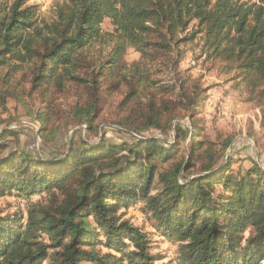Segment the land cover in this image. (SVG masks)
Listing matches in <instances>:
<instances>
[{"label": "trees", "instance_id": "1", "mask_svg": "<svg viewBox=\"0 0 264 264\" xmlns=\"http://www.w3.org/2000/svg\"><path fill=\"white\" fill-rule=\"evenodd\" d=\"M66 1L58 20L42 26L39 5L0 0V70L14 62L8 84L24 71L29 96L42 103L40 139L59 133L61 100L74 92L67 125H85L99 141L72 142L44 159L9 147L18 133L1 129L0 198L26 204L11 215L0 210V264H160L153 233L119 213L139 204L179 246L178 264H264V171L249 158L253 167L237 179L229 174L237 159L215 161L199 126L204 90L180 72V47L195 38L186 32L198 20L207 60L264 100V0L251 8L242 0ZM107 20L113 33L103 31ZM127 48L140 54L129 67ZM123 88L117 124L133 142L116 144L97 122ZM152 129L173 132V141L142 135Z\"/></svg>", "mask_w": 264, "mask_h": 264}, {"label": "rangeland", "instance_id": "2", "mask_svg": "<svg viewBox=\"0 0 264 264\" xmlns=\"http://www.w3.org/2000/svg\"><path fill=\"white\" fill-rule=\"evenodd\" d=\"M5 1L11 5L16 0ZM65 3H67L66 0H28L27 6L39 5L36 21L38 25L44 26L51 25L58 20V9ZM241 3L245 4V7L251 8L258 3V0H242ZM198 24V20L192 21L186 35L197 34L190 42L180 47L183 51L180 72L191 86L201 87L204 90V101L199 115V126L204 129L202 133L209 142L215 144L212 153H216L215 161L218 164L222 161L225 163L230 157L239 161L233 165L229 173L237 179H240L242 177L240 175L244 176L246 171L253 167V162L249 158L254 160L264 171V100L257 101L255 97H251L244 85L238 84L237 80H234V74L226 75L219 64L207 60L204 53L205 36L204 33H198L200 29ZM102 28L104 32L113 33L114 30L109 20L104 22ZM91 53L99 55L100 46H96ZM139 59L140 54L135 49L127 48L124 62L128 67ZM13 63L12 60H8L7 66L0 70V131L7 127L18 133L17 136L7 138L9 147L46 159L52 155L62 156L72 142L80 144L81 140H85L91 144L98 143L99 134L97 131L90 132L85 125L75 127L67 125L75 118L78 99L74 92L67 94L61 100L58 117L61 126L59 133L50 141L40 139L38 133L40 122L37 120V115L42 111V103L38 97L29 96V83L26 82L28 80L23 74L24 71L9 80V84L7 83L6 73ZM22 76V85L16 86V81ZM163 76L161 75V78ZM125 93L126 90L123 88L115 94L112 102L97 122L101 132H106L107 138L116 144L122 141L133 142L132 136L121 131L117 124L122 116L119 105ZM21 97L24 100L21 101ZM183 123L189 126L187 120H184ZM76 132H81V135H76ZM142 135L173 141V132L163 135L152 129ZM192 137L191 133L186 145ZM229 140H233L232 144L224 153L225 155L221 156L223 146ZM216 188L222 189L220 185ZM38 198L33 197L34 200ZM25 204L26 201L20 197L5 196L0 198V210L4 211L5 215L17 213L25 208ZM119 213L123 214V218L129 220L135 227L153 233L151 237L152 251L156 254L162 253L165 257L160 264H178L176 257L179 246L162 237L153 228L142 214L140 204L136 207L124 208Z\"/></svg>", "mask_w": 264, "mask_h": 264}]
</instances>
